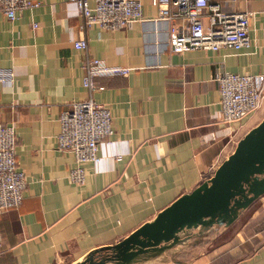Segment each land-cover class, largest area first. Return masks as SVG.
<instances>
[{
  "label": "crops",
  "instance_id": "crops-1",
  "mask_svg": "<svg viewBox=\"0 0 264 264\" xmlns=\"http://www.w3.org/2000/svg\"><path fill=\"white\" fill-rule=\"evenodd\" d=\"M32 1L37 6L13 20L0 13V69L12 74L0 83V124L13 126L25 180L19 206L0 213V264H74L210 178L262 118L264 100L241 120L220 122L214 73H264V0H209L250 12L247 48L182 53L164 48L166 24L150 0H138L141 20L114 30H82L66 0ZM82 38L88 56L129 71L94 80L103 88L91 98L109 111L112 134L98 143L97 162L82 164L84 181L76 185L67 179L72 154L55 148V136L59 112L87 97L84 53L72 47ZM198 227L131 264H264V193L228 224Z\"/></svg>",
  "mask_w": 264,
  "mask_h": 264
},
{
  "label": "built area",
  "instance_id": "built-area-1",
  "mask_svg": "<svg viewBox=\"0 0 264 264\" xmlns=\"http://www.w3.org/2000/svg\"><path fill=\"white\" fill-rule=\"evenodd\" d=\"M66 1L74 4L82 30L91 24L100 29L114 30L127 22L141 20L138 0H92V5L88 0ZM150 4L156 8L157 20L166 24L162 43L169 53L195 49L215 51L219 48L238 51L249 46L250 12L223 10L209 0H150ZM35 6L37 2L32 0H0V13L13 20L21 10ZM202 17H205V23ZM175 19L182 20V27L174 24ZM72 47L84 53L81 86L87 91V97L69 102L59 112L55 148L72 154L73 166L67 173V179L81 185L85 175L82 164L97 162L98 143L112 134L109 111L91 98L93 91L103 88L94 80L99 76L126 75L129 68L108 66L102 60L88 56L83 38L73 41ZM11 75L9 70L0 69V83H9ZM214 81L219 121L224 124L241 120L256 111L264 100V73L238 74L218 68ZM14 148L13 126L0 124V213L17 208L22 200L25 180L16 166Z\"/></svg>",
  "mask_w": 264,
  "mask_h": 264
},
{
  "label": "water",
  "instance_id": "water-1",
  "mask_svg": "<svg viewBox=\"0 0 264 264\" xmlns=\"http://www.w3.org/2000/svg\"><path fill=\"white\" fill-rule=\"evenodd\" d=\"M264 193V115L239 138L212 176L182 194L118 242L89 252L74 264H131L147 252L179 242V233L228 224Z\"/></svg>",
  "mask_w": 264,
  "mask_h": 264
},
{
  "label": "rangeland",
  "instance_id": "rangeland-1",
  "mask_svg": "<svg viewBox=\"0 0 264 264\" xmlns=\"http://www.w3.org/2000/svg\"><path fill=\"white\" fill-rule=\"evenodd\" d=\"M198 228H200V227H198ZM205 229H207V230H213V229H218L219 228V225H216V224H213V225H210L209 227H204ZM210 228V229H209ZM209 238V237H208ZM182 252V251H181ZM187 251H185V253H186ZM183 254H184V252H182L181 253V257H183ZM187 255L189 254V252L188 253H186ZM178 255V254H177Z\"/></svg>",
  "mask_w": 264,
  "mask_h": 264
}]
</instances>
